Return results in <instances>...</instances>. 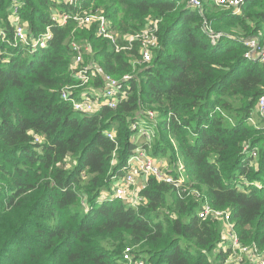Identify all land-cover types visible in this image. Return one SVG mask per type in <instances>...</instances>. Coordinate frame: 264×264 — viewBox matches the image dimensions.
I'll use <instances>...</instances> for the list:
<instances>
[{"label": "trees", "instance_id": "1", "mask_svg": "<svg viewBox=\"0 0 264 264\" xmlns=\"http://www.w3.org/2000/svg\"><path fill=\"white\" fill-rule=\"evenodd\" d=\"M57 2L24 0L20 15L34 37L52 25V7L75 12ZM91 3L121 36L160 20V46L130 75L139 45L118 53L95 26L79 28L88 39L73 21L53 26L49 47L35 57L0 43L13 53L9 61L0 54V173L11 180L10 192L0 191V264H125L129 245L147 264H233L219 246L222 222L198 217L200 192L231 213L242 243L264 250V131L248 124L264 93V65L246 58L245 44L258 38L264 45V0H246L238 15L209 5L200 12L187 0H89L83 8ZM10 5L0 0L6 28ZM209 30L220 35L215 43ZM73 41L92 42L91 61L107 74L132 77L116 109L81 115L62 100L76 84ZM103 85L98 78L92 87ZM143 110L159 119L150 154L175 165L180 157L189 183L180 192L151 177L142 193L148 205L139 209L99 203L137 148L131 126ZM116 123L112 140L105 132ZM247 145L257 157L245 153Z\"/></svg>", "mask_w": 264, "mask_h": 264}, {"label": "built area", "instance_id": "2", "mask_svg": "<svg viewBox=\"0 0 264 264\" xmlns=\"http://www.w3.org/2000/svg\"><path fill=\"white\" fill-rule=\"evenodd\" d=\"M89 0H59L57 4H66L70 8L75 9V12H63L59 10H52L51 21L52 25L47 27L45 33L41 36L34 37L28 30V25L20 18V9L24 5V0H11V4L14 7L13 17H10V28L13 30V37L15 43L28 47L31 54L35 53V50L46 49L49 47L50 42L54 38L52 31L53 26L65 27L71 21L77 24V28H91L96 27V33L98 36L109 40L116 52L130 51L133 44H138L139 48V64L145 65L151 62L153 59L154 50L159 44L158 32H159V20H150L147 26L141 32L134 35L121 36L115 32L112 28L111 21L106 17L104 12L98 11L97 13H89L88 10L83 8V3ZM188 4L195 9L202 12L203 5L202 0H187ZM214 2L223 8L230 10L233 14H241L245 6L246 0H214ZM0 40L6 39V34L0 32ZM219 38V37H218ZM122 39L124 44L120 45L119 40ZM249 48L247 58L253 61H259L264 65V45L258 38H252L245 42ZM73 51V61L70 66V73L76 82L72 86H68L63 89L61 98L64 102L71 105L76 113L81 115H92L100 112L104 108L116 109L119 104L129 97V81L131 76L126 75L123 79H116L113 76L107 74L102 66L95 61H87V56L90 53V47L87 44L73 41L71 43ZM1 54V53H0ZM101 78L104 85L97 93L91 88L94 82ZM264 120V93L260 97L258 111L256 113ZM147 118H139L132 123V131L137 133L138 139L143 138L145 143L142 147L136 148L134 154L130 157L127 166L123 169L124 177L119 180L121 185L119 186V198L124 199L129 194V191L133 190L136 179L143 173L148 177L152 176L157 178L158 181L171 185L176 190L180 191L182 188L187 187L189 181L187 179V170L185 164L178 158L176 165L173 168L175 170H168V168H161L154 165L150 158L147 157V150L151 148L152 142L156 136V128L158 122L154 121L158 117L154 112H147ZM152 124L153 130H150L145 124ZM151 132V133H150ZM106 136L112 140L116 139L114 133L109 131L105 132ZM151 142L149 143L148 141ZM175 144V143H174ZM137 145V142H136ZM137 151L140 153L137 157ZM245 153L252 157H257V150L251 146L245 147ZM136 152V153H135ZM183 171L185 174H183ZM151 178V177H150ZM140 189L143 192L146 190L149 180ZM140 192L139 190H137ZM141 192V196H142ZM114 193V192H113ZM131 195V194H130ZM129 196V195H128ZM200 198V204L198 207V217L205 220L212 217L222 222V237L219 246L221 249L230 253L229 259L232 256H236L240 261L246 263L237 264H264V250H262L257 244L245 245L241 242L236 224L232 220L230 212L222 211L213 208L207 198L198 195ZM263 251V252H262ZM124 259L129 261L130 264H147L142 259L134 260L131 258V249H126L124 253Z\"/></svg>", "mask_w": 264, "mask_h": 264}, {"label": "rangeland", "instance_id": "3", "mask_svg": "<svg viewBox=\"0 0 264 264\" xmlns=\"http://www.w3.org/2000/svg\"><path fill=\"white\" fill-rule=\"evenodd\" d=\"M183 3H186L185 1L183 2ZM64 5H66V4H64ZM202 5H203V9L206 7V5H209V6H211V8L210 9H213V7L214 6H216V7H218V8H220V9H223V10H226V11H230V10H228V9H226V8H223V7H220V6H218L215 2H214V0H202ZM67 6V5H66ZM52 9L53 10H59V11H63V10H61V8H59V7H52ZM203 9H202V11H203ZM14 7H13V5L11 4L10 5V7H9V13L7 12V10H5L7 13H8V20L10 19V17H13V13H14ZM88 10V14L89 13H97L98 11H101V12H103L102 10H99V9H94V3H91V6L89 7V9H87ZM63 12H66V11H63ZM72 12V11H71ZM20 18L22 19V16L20 15ZM1 20H4V17L3 16H1ZM151 20H154V19H151ZM22 21H24L23 19H22ZM27 23V25H28V30H29V28H30V24H29V22H26ZM112 24V23H111ZM113 26V25H112ZM78 29V28H77ZM76 29V30H77ZM11 30V28L9 27V28H6V27H4V26H0V32H4L5 34H6V39L5 40H0V43L1 44H8L9 45V47L10 48H12V49H22L23 51L25 50V52H24V55H23V57H26L27 56V54L29 55V56H34L35 57V55H37L38 56V54L40 53V51H44L43 49H41L40 51H39V49L38 50H35V53L34 54H31L28 50H30L28 47H26V46H23L21 43H20V45H17L16 43H15V40H14V37H10L9 35V31ZM46 30H47V28L45 29V31L43 32V33H45L46 32ZM114 30V29H113ZM142 30H144V29H142ZM141 30V31H142ZM78 31H81L80 32V37H84L85 39H88V34L84 31V32H82L83 31V29H78ZM115 31V30H114ZM140 31V32H141ZM116 32V31H115ZM209 32L212 34V37L214 38V40L216 41L217 39H218V37L220 38V35H217V34H215V33H213V31L212 30H209ZM30 33H31V31H30ZM42 33V34H43ZM41 34V35H42ZM40 35V36H41ZM1 36V35H0ZM87 45L90 47V53L88 54V56H87V61H90L91 60V56H92V54H93V46H92V42H87ZM100 45V43H98V42H96V44H95V47L96 46H99ZM159 46H160V42H159V44H158V46H157V48L154 50V53H153V57H154V55H155V51L159 48ZM249 49V48H248ZM0 53L1 54H3L5 57H4V59H5V61H9L10 59H11V57L13 56V53L11 52V51H9L7 48L4 50L3 48H0ZM247 58V57H246ZM90 59V60H89ZM248 59V58H247ZM132 60H134V62H133V70H132V73L130 74V75H134L135 74V72H136V70L139 68L138 66H140V64L138 63L140 60L139 59H137V57L136 56H133L132 57ZM153 60V59H152ZM152 60H151V62H152ZM253 61V60H252ZM150 62V63H151ZM148 65H149V63H148ZM94 85V84H93ZM259 101H260V99H259ZM258 107H259V102H258V104H257V107H256V110H255V112L254 113H252V115L250 116V118L248 119V124L249 125H251L252 127H254V128H257V129H260V130H263L264 131V120L259 116V115H257L256 113H257V111H258ZM219 110V109H218ZM147 118V120H149V123H151V122H153V121H151L150 119H148V117H147V112L145 111V110H143V111H141L139 114H138V119L139 118ZM158 122V124H159V119L157 120H155L154 121V123L155 122ZM150 130H153V125L152 124H145ZM117 127H119V124L118 123H116L112 128H111V131H109L110 133H114L115 135H117ZM151 133V132H150ZM133 141L135 142V144H136V142H137V149L138 148H140V147H142L143 146V144L145 143V140L143 139V138H139L138 139V136H137V133H135V132H133ZM138 139V140H137ZM42 141H44V138L43 137H41V136H39L37 139H36V142H42ZM155 141H156V136H155V138H154V140H153V142H152V146H151V148L150 149H148L147 150V157L148 158H150V161L155 165H157V166H159V167H161V168H168V170H175V168H173L174 167V165H175V163L174 164H171V162H170V157H164V156H160V155H158V156H156V157H153L150 153L152 152V150H153V146H154V143H155ZM172 141V143H175L174 144V146H175V149L177 150V152H178V149H177V147H178V144L176 143V141L174 140V139H172L171 140ZM149 143L151 142V140L150 141H148ZM253 149H256L257 151H258V149L257 148H253ZM136 153V152H135ZM139 152L137 151V154H136V156L138 157L139 156ZM257 155H258V152H257ZM178 157H179V155H178ZM249 157V156H248ZM179 159L184 163V161L179 157ZM130 160V158L128 159V161ZM13 161H16V158H14L13 159ZM72 161V163H73V161L74 160H71ZM128 161H127V164H128ZM257 160H255L253 163L255 164V162H256ZM6 162H5V157H2V156H0V165H3V164H5ZM117 164V162H114V164ZM127 164L122 168V170L118 173V175H116V176H114L113 178H112V189H111V191H106V192H103L102 193V195H101V198L99 199V203H105V202H107V201H109V200H111V201H116V200H121V201H123L124 203H127V204H129V205H133L134 206V209H139V208H141V207H146L147 205H148V200H147V198L146 197H143V196H141V187L143 186V185H145L146 183H147V181H148V178H150V177H152V176H150V177H148L146 174L144 175L143 173L136 179V182H135V185L133 186V190L132 191H129V196L127 195L126 196V198H124V199H121V198H119V186L122 184L121 183V181H119V180H121L123 177H124V175H123V169L127 166ZM6 167L9 169V170H11L12 171V168L10 167V165L9 164H7L6 165ZM185 169H186V166H185ZM183 174H184V176H185V174L186 173H184V171H183ZM187 176V175H186ZM185 176V177H186ZM187 179H188V181H189V176H187ZM10 184H11V180L10 179H8L7 177H5L4 175H2L1 173H0V191H6V193H9L10 192V190L8 189V188H10ZM248 184H250L249 182H248ZM137 190H139L140 192H138ZM114 192V193H113ZM143 193V192H142ZM131 194V195H130ZM200 195L202 196V197H205V195H204V193H202V192H200ZM0 203H3V200H0ZM82 205L85 207V205H87V202H85V201H83L82 202ZM227 211V210H226ZM198 212V211H197ZM221 222V221H220ZM234 222V221H233ZM235 223V222H234ZM127 249H131V258H133L134 260H137V258H135V253L136 252H139L140 250H139V247L138 246H133V245H129L128 247H127ZM126 251V250H125ZM263 252V251H262ZM134 253V254H133ZM143 260V259H142ZM125 262H127V263H125V264H130L129 263V261H127V260H124ZM143 261H145V260H143ZM229 261H236V262H238V263H246L247 261H244V262H242V261H240L239 260V258L238 257H236V256H232L231 255V257H230V259H229ZM146 262V261H145ZM236 262H231V263H233V264H237ZM147 263V262H146Z\"/></svg>", "mask_w": 264, "mask_h": 264}, {"label": "crops", "instance_id": "4", "mask_svg": "<svg viewBox=\"0 0 264 264\" xmlns=\"http://www.w3.org/2000/svg\"><path fill=\"white\" fill-rule=\"evenodd\" d=\"M158 20V19H157ZM160 21V20H159ZM110 42V41H109ZM214 43H215V40H214ZM93 91H95L97 93V90L100 91V89H96V88H91ZM138 140V139H137ZM236 224V223H235Z\"/></svg>", "mask_w": 264, "mask_h": 264}]
</instances>
